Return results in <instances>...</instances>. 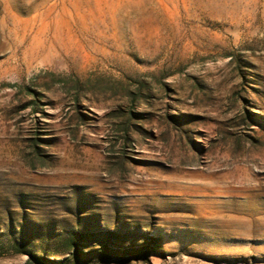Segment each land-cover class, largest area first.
<instances>
[{
	"label": "rangeland",
	"instance_id": "rangeland-1",
	"mask_svg": "<svg viewBox=\"0 0 264 264\" xmlns=\"http://www.w3.org/2000/svg\"><path fill=\"white\" fill-rule=\"evenodd\" d=\"M264 264V0H0V264Z\"/></svg>",
	"mask_w": 264,
	"mask_h": 264
},
{
	"label": "trees",
	"instance_id": "trees-1",
	"mask_svg": "<svg viewBox=\"0 0 264 264\" xmlns=\"http://www.w3.org/2000/svg\"><path fill=\"white\" fill-rule=\"evenodd\" d=\"M40 260V259H39ZM40 264H46L45 261L40 260Z\"/></svg>",
	"mask_w": 264,
	"mask_h": 264
}]
</instances>
